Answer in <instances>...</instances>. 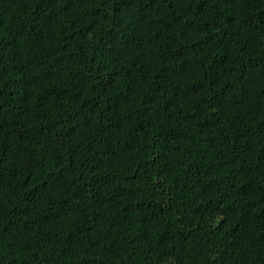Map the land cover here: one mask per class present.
Here are the masks:
<instances>
[{
	"label": "trees",
	"instance_id": "1",
	"mask_svg": "<svg viewBox=\"0 0 264 264\" xmlns=\"http://www.w3.org/2000/svg\"><path fill=\"white\" fill-rule=\"evenodd\" d=\"M0 264H264V0H0Z\"/></svg>",
	"mask_w": 264,
	"mask_h": 264
}]
</instances>
